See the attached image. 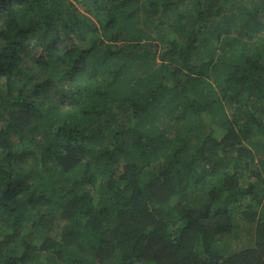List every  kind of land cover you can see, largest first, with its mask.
Wrapping results in <instances>:
<instances>
[{
	"label": "trees",
	"instance_id": "obj_1",
	"mask_svg": "<svg viewBox=\"0 0 264 264\" xmlns=\"http://www.w3.org/2000/svg\"><path fill=\"white\" fill-rule=\"evenodd\" d=\"M263 31L264 0H0V264H264Z\"/></svg>",
	"mask_w": 264,
	"mask_h": 264
},
{
	"label": "rangeland",
	"instance_id": "obj_2",
	"mask_svg": "<svg viewBox=\"0 0 264 264\" xmlns=\"http://www.w3.org/2000/svg\"><path fill=\"white\" fill-rule=\"evenodd\" d=\"M193 6H194V5H191V7H193ZM262 33L264 34V31H263ZM87 159H88V157H85V158H84V160H87ZM242 235H244V232L241 233V236H242ZM235 244H237V243H235Z\"/></svg>",
	"mask_w": 264,
	"mask_h": 264
},
{
	"label": "clouds",
	"instance_id": "obj_3",
	"mask_svg": "<svg viewBox=\"0 0 264 264\" xmlns=\"http://www.w3.org/2000/svg\"><path fill=\"white\" fill-rule=\"evenodd\" d=\"M158 59H159V57H158Z\"/></svg>",
	"mask_w": 264,
	"mask_h": 264
}]
</instances>
